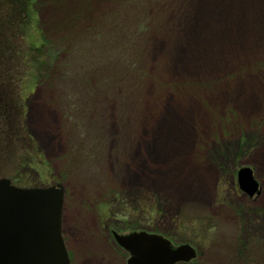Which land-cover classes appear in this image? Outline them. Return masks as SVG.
<instances>
[{"label": "rangeland", "instance_id": "obj_1", "mask_svg": "<svg viewBox=\"0 0 264 264\" xmlns=\"http://www.w3.org/2000/svg\"><path fill=\"white\" fill-rule=\"evenodd\" d=\"M21 1L0 179L61 191L69 263L126 264L115 236L144 232L178 264H264V0Z\"/></svg>", "mask_w": 264, "mask_h": 264}, {"label": "water", "instance_id": "obj_2", "mask_svg": "<svg viewBox=\"0 0 264 264\" xmlns=\"http://www.w3.org/2000/svg\"><path fill=\"white\" fill-rule=\"evenodd\" d=\"M240 189H257L252 170L237 172ZM61 191L56 188H18L0 179V264H70L61 237ZM130 258L127 264H173L195 256L187 245L172 249L158 235L144 232L115 236Z\"/></svg>", "mask_w": 264, "mask_h": 264}, {"label": "trees", "instance_id": "obj_3", "mask_svg": "<svg viewBox=\"0 0 264 264\" xmlns=\"http://www.w3.org/2000/svg\"><path fill=\"white\" fill-rule=\"evenodd\" d=\"M23 4V2L20 0H0V23H1V18H2V13L4 11V13L6 14V17H8L6 19V21L9 23L10 22V18H12L14 16V13H16L15 11H18V9L21 11V13L24 11L23 7L25 6V4ZM22 5V6H21ZM2 12V13H1ZM10 12V13H9ZM20 14V12H19ZM18 14V15H19ZM7 22H6V25H7ZM11 23H9L7 26L8 28L11 27L10 25ZM1 26V25H0ZM14 27V26H13ZM3 36V35H2ZM7 38H10L9 35L5 38V40H7ZM6 44H9V40H7V43ZM1 53V52H0ZM4 78H0V94L2 93V89H1V86L3 84H5ZM7 106L2 104L1 101H0V114L2 115H5L4 117H0V119L3 121V122H0V123H3L4 124V133H3V129L0 130V139L2 137L3 134H5L4 136V139L5 137L7 138V142L5 141H0V145L1 146H10L11 145V139L10 136L11 135V132L13 133V126H12V123H11V117H8L9 115L7 114ZM1 115V116H2ZM6 132V133H5ZM3 133V134H2ZM7 143V144H6Z\"/></svg>", "mask_w": 264, "mask_h": 264}, {"label": "bare ground", "instance_id": "obj_4", "mask_svg": "<svg viewBox=\"0 0 264 264\" xmlns=\"http://www.w3.org/2000/svg\"><path fill=\"white\" fill-rule=\"evenodd\" d=\"M61 210H62V207H61ZM62 212V211H61ZM61 220H62V215H61Z\"/></svg>", "mask_w": 264, "mask_h": 264}, {"label": "flooded vegetation", "instance_id": "obj_5", "mask_svg": "<svg viewBox=\"0 0 264 264\" xmlns=\"http://www.w3.org/2000/svg\"><path fill=\"white\" fill-rule=\"evenodd\" d=\"M173 247V246H172ZM179 263H183V262H179ZM185 263V262H184ZM176 264H178V263H176Z\"/></svg>", "mask_w": 264, "mask_h": 264}]
</instances>
